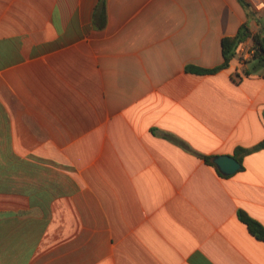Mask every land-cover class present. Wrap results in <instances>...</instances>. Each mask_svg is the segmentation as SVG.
I'll list each match as a JSON object with an SVG mask.
<instances>
[{
  "label": "crops",
  "instance_id": "obj_1",
  "mask_svg": "<svg viewBox=\"0 0 264 264\" xmlns=\"http://www.w3.org/2000/svg\"><path fill=\"white\" fill-rule=\"evenodd\" d=\"M99 1L0 0V264H264L239 219L264 226V150L203 158L264 140V70L186 69L223 63L244 9L107 0L97 29Z\"/></svg>",
  "mask_w": 264,
  "mask_h": 264
},
{
  "label": "trees",
  "instance_id": "obj_2",
  "mask_svg": "<svg viewBox=\"0 0 264 264\" xmlns=\"http://www.w3.org/2000/svg\"><path fill=\"white\" fill-rule=\"evenodd\" d=\"M238 2L244 9L247 20L240 26L236 35L223 38V63L213 69L189 66L186 68L189 72L197 75H206L214 74L223 69H227L230 66L231 61L237 56L240 45L247 40H251L254 54L250 60L246 61V65L249 66L244 70V75L250 76L252 74L258 73L260 70H264V17L261 12L255 9L248 0H238ZM107 18V0H100L94 14L95 27L97 29H104L107 25ZM251 21H255L259 26V29L256 32H253L250 28ZM168 138L186 148L184 144L179 143L176 139H173L170 136H168ZM258 150H264V140L253 148H236L233 157L237 159V161H239V163L242 165L246 155ZM203 158L209 165L213 166L217 170L220 176L225 177L214 164L213 159L215 157L203 156ZM239 219L247 226L249 232L255 238L260 241H264V226L261 223L243 211L239 212Z\"/></svg>",
  "mask_w": 264,
  "mask_h": 264
},
{
  "label": "water",
  "instance_id": "obj_3",
  "mask_svg": "<svg viewBox=\"0 0 264 264\" xmlns=\"http://www.w3.org/2000/svg\"><path fill=\"white\" fill-rule=\"evenodd\" d=\"M214 164L224 176H231L239 171L242 165L231 155H219L213 159Z\"/></svg>",
  "mask_w": 264,
  "mask_h": 264
},
{
  "label": "built area",
  "instance_id": "obj_4",
  "mask_svg": "<svg viewBox=\"0 0 264 264\" xmlns=\"http://www.w3.org/2000/svg\"><path fill=\"white\" fill-rule=\"evenodd\" d=\"M246 42L242 43L238 49V52H240L241 63H246V61L250 60L254 54V50L251 46L250 48L246 49Z\"/></svg>",
  "mask_w": 264,
  "mask_h": 264
},
{
  "label": "rangeland",
  "instance_id": "obj_5",
  "mask_svg": "<svg viewBox=\"0 0 264 264\" xmlns=\"http://www.w3.org/2000/svg\"><path fill=\"white\" fill-rule=\"evenodd\" d=\"M252 5H253V7L255 8V9H257L256 7H255V5L257 4V2L256 1H254V0H248ZM258 11H260L261 12V14L262 13H264V9H262V11L261 10H259V9H257Z\"/></svg>",
  "mask_w": 264,
  "mask_h": 264
}]
</instances>
